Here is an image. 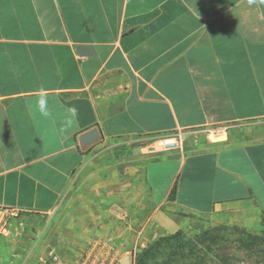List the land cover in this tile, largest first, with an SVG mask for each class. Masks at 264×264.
Masks as SVG:
<instances>
[{"label":"crops","instance_id":"obj_1","mask_svg":"<svg viewBox=\"0 0 264 264\" xmlns=\"http://www.w3.org/2000/svg\"><path fill=\"white\" fill-rule=\"evenodd\" d=\"M42 93L48 118L35 110ZM69 107L79 124L61 134L55 114ZM93 126L101 139L148 146L180 131L222 139H186L150 158L147 197L135 194L141 209L129 220L142 227L94 245L91 263L129 264L134 240L187 217L249 210L264 221V0H0V208L51 214L100 139L81 144Z\"/></svg>","mask_w":264,"mask_h":264},{"label":"rangeland","instance_id":"obj_2","mask_svg":"<svg viewBox=\"0 0 264 264\" xmlns=\"http://www.w3.org/2000/svg\"><path fill=\"white\" fill-rule=\"evenodd\" d=\"M251 134V122L241 124ZM220 140L216 131L192 130L176 134L178 145L186 139L206 137ZM160 138L151 139L152 143ZM151 143V144H152ZM168 146H148L143 139H99L85 162L71 178L59 204L51 214L19 213L12 235L0 238V264H41L49 251L91 264L93 252L103 241L132 239L142 225H130L146 199L143 172L147 161ZM147 213L151 209L149 201ZM146 204V203H145ZM179 231L176 239L163 241L148 251L147 264H262L264 221L248 210H226L209 217H187L183 227L164 232L148 242L133 241L129 264H138L140 253L161 236ZM96 245V249L92 248ZM92 253V254H91ZM90 255V256H89ZM67 257V258H68Z\"/></svg>","mask_w":264,"mask_h":264},{"label":"built area","instance_id":"obj_3","mask_svg":"<svg viewBox=\"0 0 264 264\" xmlns=\"http://www.w3.org/2000/svg\"><path fill=\"white\" fill-rule=\"evenodd\" d=\"M177 139L174 137L160 138L154 141L150 146L157 145L168 146L167 148H176ZM18 212L12 209L0 208V238L12 235L13 226L12 220L18 216ZM41 264H65L61 255L55 251H49L47 255L42 258ZM83 264H87L85 261ZM95 264V263H91Z\"/></svg>","mask_w":264,"mask_h":264},{"label":"clouds","instance_id":"obj_4","mask_svg":"<svg viewBox=\"0 0 264 264\" xmlns=\"http://www.w3.org/2000/svg\"><path fill=\"white\" fill-rule=\"evenodd\" d=\"M250 3L253 0H249ZM35 110L44 118H48L53 115L49 107L48 97L43 93L39 96ZM56 119L59 121V132L61 134H68L79 124V112L75 107H69L63 112L55 114Z\"/></svg>","mask_w":264,"mask_h":264},{"label":"water","instance_id":"obj_5","mask_svg":"<svg viewBox=\"0 0 264 264\" xmlns=\"http://www.w3.org/2000/svg\"><path fill=\"white\" fill-rule=\"evenodd\" d=\"M77 52L80 55H87L93 53V48L88 45H78L76 47ZM101 137V133L97 126H93L80 134L81 144L84 146H89L95 143Z\"/></svg>","mask_w":264,"mask_h":264},{"label":"trees","instance_id":"obj_6","mask_svg":"<svg viewBox=\"0 0 264 264\" xmlns=\"http://www.w3.org/2000/svg\"><path fill=\"white\" fill-rule=\"evenodd\" d=\"M179 231L175 232L174 234L170 235V236H161L158 240H156L154 243L150 244L149 247H147L146 249H144L140 255H139V263L138 264H147V260L146 257L148 255V251L153 248L155 245L161 244L163 241H170L173 239H176V237L178 236ZM262 264H264V257H263V261Z\"/></svg>","mask_w":264,"mask_h":264}]
</instances>
